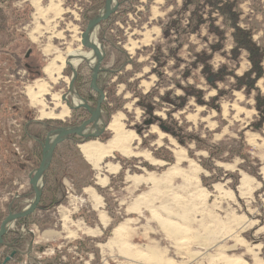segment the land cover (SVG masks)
<instances>
[{"label":"rangeland","instance_id":"374dc122","mask_svg":"<svg viewBox=\"0 0 264 264\" xmlns=\"http://www.w3.org/2000/svg\"><path fill=\"white\" fill-rule=\"evenodd\" d=\"M104 4L105 0H0V223L33 199L30 180L40 165L47 133L90 117L81 106L70 109L71 92L90 107L98 101L90 88L89 63L78 67L73 90V69L67 63L57 81L44 70L56 57L67 59L74 49L91 51L82 46V33ZM182 6L183 0H128L101 25L97 39L105 53L99 79L107 96L101 114L105 129L97 138L76 137L58 145L67 155L56 187L62 202L40 206L16 221L0 245V262L11 257L7 264H264V126L259 131L251 126L258 117L255 91L247 95L246 87L234 90L220 83L218 88L228 90L229 96L210 102L217 90L209 87L199 69L188 81L182 78L179 72L191 62L188 45L201 50L205 28L186 39L178 69L168 51L163 68L152 58L156 46L165 43L162 27ZM240 8L246 27L253 25L255 40L264 43V0H242ZM189 15L182 13L185 25ZM245 56L238 76L250 67ZM218 61L225 60L217 55L214 64ZM154 69L162 71L165 80ZM172 78L205 91L203 99L209 105L191 98L184 109L172 112L169 99L175 93L183 95ZM41 85L46 90L39 94ZM256 87L264 95V76ZM152 90L166 101L156 97L158 109L149 114L139 96ZM170 91L174 94H165ZM64 106L68 117H50ZM114 122L121 128L122 147L95 164L82 146L98 143L93 147L100 152L116 137L110 127ZM163 122L165 127L178 123L207 147H232L243 137L242 148L250 159L227 153L212 162L195 141L179 143L162 128ZM81 174L90 175L85 186L76 183Z\"/></svg>","mask_w":264,"mask_h":264},{"label":"trees","instance_id":"16d2710c","mask_svg":"<svg viewBox=\"0 0 264 264\" xmlns=\"http://www.w3.org/2000/svg\"><path fill=\"white\" fill-rule=\"evenodd\" d=\"M127 1L118 0V8L116 12H118L121 9L122 4L127 3ZM241 4L242 0H183L182 9L175 10L176 12L171 14L175 16L174 19L170 20L169 25L162 27L165 43L156 46L152 58L159 67L163 68L164 61L167 59L166 51H168V57L171 56L176 59L175 69H178L181 60V57H179L178 54L184 45L188 44L186 39L193 34L201 35L202 29L205 28L207 30V36H203L202 40L206 42V45L201 50H197L194 45H188L191 62H189L187 68L180 71L179 74H182V78L188 81L192 76V71L199 69L202 76L207 80L209 87L217 90V95L212 97L210 102L218 100L221 97L227 98L229 96L230 92L228 90L218 88V84L220 83L226 84V86H231V89L234 90H240L246 87L247 95H250L255 91L254 99L256 101L255 107L258 111V117L251 126L253 130L259 131L264 126V95H262L260 89L256 87V84L264 76V43L255 40L257 31L253 25L247 23L248 27H246V22L242 18L243 11L240 8ZM183 11L190 14L186 18V21L188 22L186 25L183 23V20L185 19L182 16ZM112 16L102 25L108 24L112 19ZM210 36L214 37V41L208 40ZM229 41L231 42L230 49H228ZM170 44L175 45L174 47H170ZM244 53L246 54L245 58L250 63V67L242 76H238L236 70ZM217 55L222 57L225 61H218L217 64H214ZM154 72H156L161 81L165 80L162 71L159 72L157 69H154ZM102 73L103 70H101L99 74L98 84ZM78 76L79 73L76 80L78 79ZM231 79H234L235 82L231 83ZM172 80L175 82V89H181L183 91V95H175L176 93L174 94L172 91H170V93H165L166 95L171 93L174 94L173 97L169 99L170 104L174 106L172 112L184 109L191 98H194L196 102L200 104L209 105V103L203 99L206 95L205 91L198 89L191 84L183 86L180 82L175 80V78H172ZM157 86L161 87V84L158 83ZM139 97L141 101L140 106L149 114L154 113L155 110L158 109V104L155 99L156 97L161 101H166V96L160 95L156 90H152L144 95L142 94ZM74 111H76V109ZM170 116L171 115L169 114V117ZM166 122H163V125H161L164 130H168V132L171 133L182 145L195 141L198 149H205L209 153V158L212 162L222 160V157L227 153L230 156L241 157L246 161H249L250 159L249 155L244 153L242 148L244 142L243 137H241L240 140L235 141L236 143H234L232 147H229L227 144L207 147L202 145V141L194 137L192 133L183 131L178 123L170 122L165 127V124H167ZM76 137L78 136L69 138L67 141H74ZM77 155L82 157L78 150ZM64 157H67V155L60 151V146H57L54 151L52 162L44 176L42 198L39 207L45 204L46 207H50L62 202L57 199L56 187L60 184V177L64 175V173L62 174L61 169V166L64 164L62 162V158ZM167 160L171 163L173 162L172 157H167ZM212 168L213 167L209 168V170ZM250 173L257 175L255 171H250ZM89 178L90 175L81 174V176H78L76 179V183L85 186L89 183ZM112 217L115 216L112 214ZM23 220L24 219H20L17 222ZM113 227L114 226H112V228Z\"/></svg>","mask_w":264,"mask_h":264},{"label":"water","instance_id":"95a60500","mask_svg":"<svg viewBox=\"0 0 264 264\" xmlns=\"http://www.w3.org/2000/svg\"><path fill=\"white\" fill-rule=\"evenodd\" d=\"M116 0H105V4L101 12L96 15L94 18L90 19L87 23L86 29L82 33L81 44L83 47L89 50H93L98 55V60L92 68V77L90 82V88L92 91L96 92L99 95L98 101L95 107H90L86 104L80 105L82 108L87 109L90 114V117L85 120L83 123L77 126H68V127H58L50 130L47 133V136L42 144V159L39 167L34 171L30 184L33 190V199L31 203L23 208L21 211L16 213H10L7 215L0 223V245L4 243V237L9 231L8 225L15 223L20 219H25L28 216L32 215L39 207L42 198V190L44 185V176L47 172L54 155V151L58 145L65 142L67 139L74 136L81 137L84 140L90 138H97L101 132L105 129L103 126L99 133H88V129L96 124L98 117L101 116L103 112V106L107 100L106 93L98 84V77L102 70V64L105 59V53L102 46H94L89 43L90 32L94 28H99L101 25L106 22L117 10L118 4H115ZM78 75L77 69H73L72 80L70 84V89H74V83ZM77 106V107H80ZM77 107H72L75 109ZM41 181V186L39 183ZM11 257H7L0 264H7L10 261Z\"/></svg>","mask_w":264,"mask_h":264},{"label":"bare ground","instance_id":"6f19581e","mask_svg":"<svg viewBox=\"0 0 264 264\" xmlns=\"http://www.w3.org/2000/svg\"><path fill=\"white\" fill-rule=\"evenodd\" d=\"M40 12V11H39ZM104 13V10H102ZM41 13V12H40ZM42 14V13H41ZM100 28V27H99ZM99 28H94L90 32L89 36V43L94 46H102L97 39V32ZM98 60V55L93 50L89 52H84L81 48L74 49L69 52L67 59H61V56L54 58L46 67H45V73L46 75L52 80L57 81L62 77L61 72L64 67V64L67 63V66H70L72 69H78L79 65L82 62L89 63L90 67H93ZM62 62V65L59 66L57 63ZM46 90L45 85H41L40 88H38V93H44ZM37 96H33V98H37ZM71 102L69 104L70 109L72 107H77L80 105L85 104L84 99L80 98L75 91H72L71 94ZM55 99H58V96H54ZM49 115H51L49 113ZM69 116V110L67 107H63V109L60 111L57 116H50L51 118L56 119H63ZM102 124V116L98 117L96 124L88 129V133H99L101 129ZM111 130L115 132L116 137L107 145H104L101 147L100 152H98V148H95L93 146H96L98 143H92L91 145H83V151L85 153V156L88 158V160L92 161L95 164H99V162L106 157H109L111 155V152L117 148L122 147L121 145V139H124L121 133V128L119 127L117 122H114L111 124ZM39 186H41V181L39 183ZM31 203V201H30ZM14 223H11L8 225V229L13 225ZM122 231V226L118 228V232Z\"/></svg>","mask_w":264,"mask_h":264},{"label":"flooded vegetation","instance_id":"af4514ba","mask_svg":"<svg viewBox=\"0 0 264 264\" xmlns=\"http://www.w3.org/2000/svg\"><path fill=\"white\" fill-rule=\"evenodd\" d=\"M83 63V62H82ZM80 66V65H79Z\"/></svg>","mask_w":264,"mask_h":264}]
</instances>
